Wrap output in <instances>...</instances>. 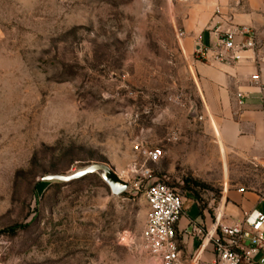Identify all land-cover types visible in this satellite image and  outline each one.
I'll use <instances>...</instances> for the list:
<instances>
[{"label": "rangeland", "instance_id": "374dc122", "mask_svg": "<svg viewBox=\"0 0 264 264\" xmlns=\"http://www.w3.org/2000/svg\"><path fill=\"white\" fill-rule=\"evenodd\" d=\"M183 18V0H0V264H149L152 180L183 198L179 227L232 190L264 196L260 159L211 134ZM94 162L126 191L42 180Z\"/></svg>", "mask_w": 264, "mask_h": 264}, {"label": "crops", "instance_id": "0c3cea01", "mask_svg": "<svg viewBox=\"0 0 264 264\" xmlns=\"http://www.w3.org/2000/svg\"><path fill=\"white\" fill-rule=\"evenodd\" d=\"M184 18L182 27L184 42L194 47L198 42L210 47L220 32L233 33L238 42L242 38L240 28L257 34L256 48L239 54L232 61L195 62L201 77L202 95L210 109L209 129L215 134L217 142L231 148L234 153L260 159L264 157V115L258 95V86L264 84V63L256 62L254 55H264V0H183ZM240 95V97L238 96ZM213 125V126H212ZM229 201L223 205L220 222L232 224L238 222L252 208L264 212V200L260 195L247 191L232 190ZM225 212V216L223 215ZM213 218L207 215L185 218L182 230L192 221L212 229ZM181 264H187L189 256L199 259L200 264H212L214 254L209 243L190 236H179ZM258 256L250 263L257 262Z\"/></svg>", "mask_w": 264, "mask_h": 264}, {"label": "built area", "instance_id": "2783aa9c", "mask_svg": "<svg viewBox=\"0 0 264 264\" xmlns=\"http://www.w3.org/2000/svg\"><path fill=\"white\" fill-rule=\"evenodd\" d=\"M243 35L235 42L233 33L220 32L210 47L197 41L193 54L196 59L207 61H232L239 54L256 48L257 34L240 28ZM264 37V26H262ZM180 31V35H183ZM256 62L264 63V55H254ZM253 82L258 86L261 112L264 115V84ZM240 97V95L238 94ZM162 157L160 148L146 151V159L156 162ZM259 164L264 168V157ZM145 179L151 177L149 170L143 174ZM241 191V190H238ZM143 198L147 205V214L141 230V249L148 258L149 264H181V248L179 236H190L199 244L209 243L214 254L212 264H245L258 256L259 263L264 264V212L258 208L250 209L241 220L232 224L220 222L221 211L214 216L212 229L190 221L182 230L178 229V221L183 210V198L174 189L163 182L152 180L143 189ZM264 200V196L260 197ZM187 264H200L199 259L189 256Z\"/></svg>", "mask_w": 264, "mask_h": 264}, {"label": "water", "instance_id": "95a60500", "mask_svg": "<svg viewBox=\"0 0 264 264\" xmlns=\"http://www.w3.org/2000/svg\"><path fill=\"white\" fill-rule=\"evenodd\" d=\"M88 174L98 175L109 187V190L113 196L120 195L128 188V182L126 180L122 179L109 165L101 162H94L84 165L69 174H47L43 176L42 180L69 182L82 178Z\"/></svg>", "mask_w": 264, "mask_h": 264}, {"label": "trees", "instance_id": "16d2710c", "mask_svg": "<svg viewBox=\"0 0 264 264\" xmlns=\"http://www.w3.org/2000/svg\"><path fill=\"white\" fill-rule=\"evenodd\" d=\"M14 230H15V227H11L7 231H14Z\"/></svg>", "mask_w": 264, "mask_h": 264}]
</instances>
